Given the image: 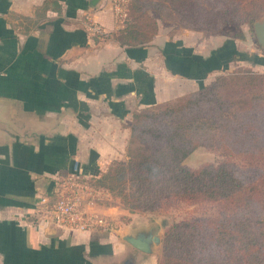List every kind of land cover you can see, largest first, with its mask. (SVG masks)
Wrapping results in <instances>:
<instances>
[{
  "label": "crops",
  "instance_id": "obj_1",
  "mask_svg": "<svg viewBox=\"0 0 264 264\" xmlns=\"http://www.w3.org/2000/svg\"><path fill=\"white\" fill-rule=\"evenodd\" d=\"M124 27L109 0H0V264H152L122 239L152 226L150 214L100 207L118 229L80 233L36 205L74 164L98 178L126 161L136 112L202 89L248 46L159 21L132 47Z\"/></svg>",
  "mask_w": 264,
  "mask_h": 264
},
{
  "label": "trees",
  "instance_id": "obj_2",
  "mask_svg": "<svg viewBox=\"0 0 264 264\" xmlns=\"http://www.w3.org/2000/svg\"><path fill=\"white\" fill-rule=\"evenodd\" d=\"M146 10L188 30L225 35L228 27L253 26L262 18L264 0H133L118 37L121 45L141 46L154 39L158 21L143 19ZM160 105L164 111L155 117L149 110L134 114L131 143L144 146L130 150L128 161H114L95 185L119 197L134 214L184 211L165 235L159 264H264V215L254 207L264 172L257 181H245L229 161L197 170L182 166L203 144V134L211 132L214 146L229 158L238 152L264 160V75L238 71L229 80L220 78L209 95L189 93ZM189 112L215 123L182 131L171 125L174 117ZM156 119L158 126L152 124ZM192 207L210 210L197 214L188 210Z\"/></svg>",
  "mask_w": 264,
  "mask_h": 264
},
{
  "label": "rangeland",
  "instance_id": "obj_3",
  "mask_svg": "<svg viewBox=\"0 0 264 264\" xmlns=\"http://www.w3.org/2000/svg\"><path fill=\"white\" fill-rule=\"evenodd\" d=\"M133 0H128L127 3V9H128V16L124 23V26L127 24L130 18L131 13V5ZM143 19H147V17H152L158 21H161L163 24H167L171 27L175 28H184L181 24L170 21L164 17H162L157 11L154 10H146L145 15L142 16ZM264 19V15L259 20ZM258 21V20H257ZM159 29V28H158ZM193 31V30H191ZM225 32L227 34L221 35L229 37L233 40H241L248 46V52H240V51H233V59L230 61L231 66L228 68V70L220 71L215 73L212 77L209 78L208 81H206V84L204 87L196 92L202 95H209L214 90V84L220 79L224 78L225 80H229L230 75L237 73L238 71H251L257 74H263L264 75V52L262 47L259 45L255 31H254V25H242L240 26V29H238L235 26H231L225 29ZM206 33V32H204ZM211 34V33H209ZM239 34L244 35V39L239 38ZM220 35V34H217ZM195 92V93H196ZM173 102V101H170ZM149 110L150 112L154 113V117L160 112L164 111L163 107L159 104L157 106H154L152 108L143 109L136 113H140L142 111ZM172 116V115H171ZM134 118V115L129 123V129L130 124ZM219 118H216L218 121ZM168 120H164L163 123L167 124ZM159 121L157 119L152 123L155 125H159ZM172 126L179 127L180 131L183 130L184 127L190 126L192 124L196 123H205V124H212L215 123L214 119L209 116H198V114L194 113H184L180 116L174 117L172 121L170 122ZM210 135H213V137H210ZM215 132L211 133H204L203 134V144L198 146L183 162L182 166L189 170H197L201 168L204 165L213 164L218 165L224 161H229L233 166L236 167L241 177L245 179V181H257L261 178L264 172V160L263 157L260 156H253V155H246V154H236L234 155V158H229L228 154L225 152L223 148H218L214 146V142L216 138L214 137ZM132 135L130 130V139L128 140L127 149L125 148V155L128 157L126 161L129 160V151L135 150L137 147H143L144 145L141 144L140 141L135 140L133 143H131ZM238 151V150H237ZM256 192H255V200H254V207H257L260 211L261 215H264V188L261 184V182L256 184ZM112 195V194H111ZM112 203H110L109 207L116 208L119 211L120 210H126L130 212L128 208L125 207L124 203L121 201L119 197L112 196ZM199 207V206H195ZM218 207V206H217ZM183 209V208H182ZM189 211H195L197 214H201L204 212H207L210 210V208L204 210L199 208H190ZM132 213V212H130ZM134 214V213H133ZM150 214V213H146ZM142 214V215H146ZM147 219H144L143 222L147 221L146 224H152L157 227V233L162 238V243L160 246L155 247L156 255L152 256V264H159L160 259L163 254V241L165 238V235L167 231L170 229V227L177 221H179L182 217L185 216L184 211L180 212L179 210H172L171 212L166 213H154L150 214ZM124 222L128 223L130 220L128 215H124Z\"/></svg>",
  "mask_w": 264,
  "mask_h": 264
},
{
  "label": "built area",
  "instance_id": "obj_4",
  "mask_svg": "<svg viewBox=\"0 0 264 264\" xmlns=\"http://www.w3.org/2000/svg\"><path fill=\"white\" fill-rule=\"evenodd\" d=\"M115 19L125 23L128 0H109ZM92 30L101 33L98 25ZM77 164L58 178L49 195L40 197L36 214L52 225L80 233H110L117 228V221L99 212L100 207L110 206L111 193L95 185L96 180L80 173Z\"/></svg>",
  "mask_w": 264,
  "mask_h": 264
},
{
  "label": "water",
  "instance_id": "obj_5",
  "mask_svg": "<svg viewBox=\"0 0 264 264\" xmlns=\"http://www.w3.org/2000/svg\"><path fill=\"white\" fill-rule=\"evenodd\" d=\"M254 31L257 41L264 51V19L254 23ZM156 229L155 225L141 228L134 233H124L122 239L139 252L156 255L155 247L162 243V238ZM117 232L120 234L123 231L119 229ZM124 264H133V262L127 261Z\"/></svg>",
  "mask_w": 264,
  "mask_h": 264
}]
</instances>
